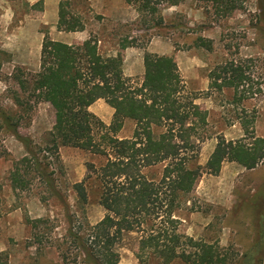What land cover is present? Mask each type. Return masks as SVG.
Returning <instances> with one entry per match:
<instances>
[{"label":"trees","instance_id":"obj_1","mask_svg":"<svg viewBox=\"0 0 264 264\" xmlns=\"http://www.w3.org/2000/svg\"><path fill=\"white\" fill-rule=\"evenodd\" d=\"M183 1L123 0L134 7L143 23L153 21L157 29L167 28L159 14L160 6ZM205 1L223 13L236 9L237 0ZM39 6L37 2L31 8L41 9ZM256 8L255 30L264 44V0H256ZM57 17V31L84 30L80 20L66 12L61 2ZM153 35L160 33H151L150 37ZM130 46H138L132 37L120 45L121 49ZM1 57L8 61L7 53L0 49V64ZM122 62L119 52L103 56L91 38L73 45L44 35L38 72L30 79L20 74L13 77L18 89L11 97L15 110L8 112L0 107V129L20 141L25 151L22 158L12 162L11 189L24 191L35 181L42 204H62L66 228L60 238L50 242L61 264H118L117 248L130 234L136 235L139 264H227L228 258L217 243L194 239L180 230L177 213L190 201L204 172L217 175L225 161L246 170L263 163L264 138L253 136L245 128L244 138L226 141L216 137L205 165H195L199 144L208 138L199 137V130L207 124V114L194 104L195 97L185 93L173 56L144 51L143 75L138 82L124 76ZM246 70L245 63L228 59L208 73L209 88L236 93L249 81ZM26 92L49 104L54 112L43 146L34 147L18 133ZM98 100L113 110L108 125L88 110ZM126 121L134 123L132 135L119 138L117 134ZM59 147L83 150L104 160L97 167L88 163L85 180L71 186L75 206L83 213L81 220L69 210L56 184L53 165L58 162ZM157 167H161L159 177L150 176L149 172ZM91 182L98 186L96 203L104 212L94 225L84 216ZM258 202L252 206L257 235L238 264H261L264 259V198ZM26 223L41 244L45 238L37 231L46 227L48 220L26 218ZM0 264H8L4 252H0Z\"/></svg>","mask_w":264,"mask_h":264},{"label":"rangeland","instance_id":"obj_2","mask_svg":"<svg viewBox=\"0 0 264 264\" xmlns=\"http://www.w3.org/2000/svg\"><path fill=\"white\" fill-rule=\"evenodd\" d=\"M37 2L41 9L31 8ZM60 2L66 12L80 20L83 31L57 33L50 25L51 20L43 17L44 0L32 3L0 0V49L8 55V61L1 57L0 64L2 109L15 110L11 101L18 90L14 75L30 79L38 72L44 35L73 45L91 38L103 56L119 52L124 76L137 82L143 75L140 59L144 51L173 56L185 93L195 97L194 104L207 114V124L199 130V137L208 138L199 144L195 165L201 168L205 165L216 137L226 141L244 138L245 128L253 136L264 138V44L255 30L256 0H237L236 9L230 14L216 10L205 0H185L175 6L164 4L159 14L167 26L165 29L154 28L153 21L143 23L134 7L123 0ZM151 33L160 36L150 37ZM131 37L144 48L121 49L123 40L129 41ZM228 59L246 64L249 81L236 93L231 89L213 91L209 88L208 73ZM30 95L24 94L26 106L19 114L18 133L39 147L52 128L54 112L49 104ZM88 110L105 125L110 123L113 110L103 100L94 102ZM133 129L134 123L126 121L117 136L130 138ZM57 154L58 162L53 168L58 190L69 210L81 220L83 213L75 206L71 186L85 180L88 163L97 167L104 160L71 147H59ZM24 155L22 143L0 129V252L6 254L8 264H61L50 242L60 238L66 228L62 204L59 201L42 204L35 181L24 191H13L10 187L12 162ZM160 172L161 167H157L149 175L157 178ZM87 189L84 216L94 225L104 212L96 203L99 193L96 182H91ZM261 198H264V162L246 170L235 162L225 161L217 175L205 172L200 175L190 201L177 213L180 230L194 239L217 243L228 258L227 264H238L257 235L252 206L256 200L260 204ZM26 218L48 220L47 226L37 231L45 238L41 244L33 237ZM135 237V234L125 236L118 246L119 264H139Z\"/></svg>","mask_w":264,"mask_h":264},{"label":"crops","instance_id":"obj_3","mask_svg":"<svg viewBox=\"0 0 264 264\" xmlns=\"http://www.w3.org/2000/svg\"><path fill=\"white\" fill-rule=\"evenodd\" d=\"M28 1L31 2V3L34 2V0H28ZM43 4H44L43 5L44 6V9H43V17H45V18L48 17L51 20L50 25H52V29H55L56 28V23H57V18H58L57 17V13H58V0H44V3ZM56 32L59 33V34H61V35L62 34H65L66 35V34L74 33V32H61V31H57V30H56ZM55 41H58V40H55ZM59 42H63V41L59 40ZM63 43H66V42H63ZM66 44H68V43H66ZM152 53L156 54L155 52H152ZM140 67H141V69H143V63H142V60L141 59H140ZM118 264H119V262H118Z\"/></svg>","mask_w":264,"mask_h":264}]
</instances>
